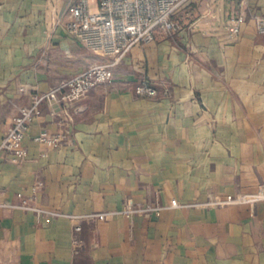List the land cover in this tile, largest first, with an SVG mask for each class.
I'll return each mask as SVG.
<instances>
[{
  "label": "crops",
  "instance_id": "0c3cea01",
  "mask_svg": "<svg viewBox=\"0 0 264 264\" xmlns=\"http://www.w3.org/2000/svg\"><path fill=\"white\" fill-rule=\"evenodd\" d=\"M71 1L0 0V145L36 93L105 60L64 31ZM254 14L264 18V0H196L181 30L134 47L112 82L69 107L56 148L33 140L57 130L44 104L27 159L14 164L0 150L11 204L0 206V264H264V200L212 203L264 186V33ZM145 79L157 96L137 92ZM37 182L35 204L64 215L15 206ZM129 197L163 210L131 218Z\"/></svg>",
  "mask_w": 264,
  "mask_h": 264
},
{
  "label": "built area",
  "instance_id": "2783aa9c",
  "mask_svg": "<svg viewBox=\"0 0 264 264\" xmlns=\"http://www.w3.org/2000/svg\"><path fill=\"white\" fill-rule=\"evenodd\" d=\"M196 0H72L64 11V31L71 38L89 49L92 53L104 57L105 60L89 65L82 72L71 78L62 80L48 91L38 92L33 96L32 103L23 106L13 118L0 145V150L10 155V161L20 164L27 159L28 149L25 139L29 135L35 121L43 115V105L52 108L57 130L42 129L34 136L40 147L56 148L63 144L70 133L72 115L69 107L85 97L94 87L101 83L112 82L115 77L114 68L136 46L153 43L158 37H168L183 28V18L191 13ZM257 29L264 33V18L259 14L252 16ZM247 15L240 12L235 18L234 31L240 30L246 22ZM137 92L142 95L157 96L158 90L150 79H145ZM62 110H55V106ZM42 182H37L29 196L18 192L19 203L15 206L26 211H34L38 216L50 214L62 216L58 210H47L38 207L35 202L42 189ZM3 199L0 206L11 205L9 193L0 192ZM264 200V186L261 185L253 193L228 194L225 199L213 201V204H255ZM14 206V205H13ZM172 207H182L177 200H171ZM163 206L147 204L136 207L134 199L129 197L125 214L133 217L135 213L161 214ZM69 216V215H67ZM104 217V214H101ZM75 218V217H72ZM81 226L75 225L73 237L75 251L81 246L78 232Z\"/></svg>",
  "mask_w": 264,
  "mask_h": 264
}]
</instances>
